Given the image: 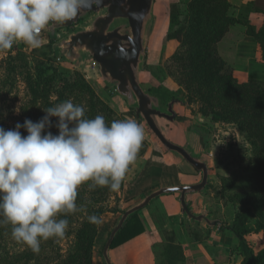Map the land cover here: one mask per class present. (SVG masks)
<instances>
[{
  "label": "trees",
  "instance_id": "1",
  "mask_svg": "<svg viewBox=\"0 0 264 264\" xmlns=\"http://www.w3.org/2000/svg\"><path fill=\"white\" fill-rule=\"evenodd\" d=\"M231 6L230 0H189L185 12L180 13L173 5L172 12L179 17V25L169 32L167 38L180 43L179 49L172 56V67L179 85L187 92L186 99L175 96L168 98L159 87L150 86L149 90L163 103L176 99L189 106L196 102L202 114L217 113L221 122L235 125L246 135L252 152L248 166L251 173L250 188L244 192L227 194L225 202L236 207L233 218L228 223L219 220L216 223L221 224V230L228 229L236 237V251L241 260L218 264H264V248L255 250L248 237L256 233L264 234V79L240 81L233 67L219 54L217 46L233 25L244 24L247 34L259 43L264 59V24L257 28L249 20L234 16ZM162 8L157 3L156 9L161 16ZM51 38L56 40L53 36ZM15 50L12 48L5 53L6 56L0 61V127L10 129L5 104L8 95L15 91L21 81L26 88V98L20 108L21 124L25 119L39 121L46 114L43 109L68 99L84 106L86 118L103 115L108 124L113 120H121L118 112L97 93L81 70L72 72L55 65L49 53H43L42 58L31 59L25 50ZM184 118L179 114L177 120L180 123ZM56 119L52 118L53 123ZM50 130L58 134L55 127ZM21 132L27 135L25 130L21 129ZM148 147L144 138L137 158L145 155ZM132 166L119 191L113 192L108 187L98 186L93 189L89 186L92 182L82 185L78 189L77 212L58 217L69 221L65 235L41 241L39 253L16 242L11 236L10 225H0V264H94L101 224L97 226L89 223L88 217L97 215L103 219L108 212H120L118 205L112 207L109 200L114 197L116 204L120 202L119 192L124 188ZM222 181L221 190L224 192L235 185L227 177H222ZM207 185L211 186L209 182ZM143 232L145 226L139 212H136L125 221L113 238L110 251ZM191 234H194L193 240L201 241L195 232ZM153 248L156 264H184L187 261L185 248L177 241L174 232H169L167 239L155 243Z\"/></svg>",
  "mask_w": 264,
  "mask_h": 264
},
{
  "label": "clouds",
  "instance_id": "2",
  "mask_svg": "<svg viewBox=\"0 0 264 264\" xmlns=\"http://www.w3.org/2000/svg\"><path fill=\"white\" fill-rule=\"evenodd\" d=\"M88 2L0 0V54L17 42L40 48L41 33L50 24L72 21ZM43 111L39 121L0 127V225H10L12 238L34 253L41 241L65 235L69 221L58 217L77 212L82 185L120 190L144 140L136 120L108 124L103 115L86 118L84 106L71 99ZM88 220L97 226L103 222L97 215Z\"/></svg>",
  "mask_w": 264,
  "mask_h": 264
},
{
  "label": "rangeland",
  "instance_id": "3",
  "mask_svg": "<svg viewBox=\"0 0 264 264\" xmlns=\"http://www.w3.org/2000/svg\"><path fill=\"white\" fill-rule=\"evenodd\" d=\"M157 1L163 6V11L162 16L158 14L156 29L147 46L146 57L142 65V79L147 87L162 88L168 98L175 96L178 99L185 100L187 92L179 85L173 73L174 67H172V56L179 49L180 43L177 40H169L167 36L169 32L176 29L179 25V17L172 12L173 5L178 8L180 13H184L189 0ZM93 16L94 14H91L70 29H63L61 34L67 36L73 30L87 26ZM182 18L183 14L180 16V19ZM41 38L43 45L40 48L32 49L22 42H17L14 44L13 50L21 48L30 55L31 59L42 58L43 53H49L53 59L51 61L55 65L69 69L72 72L76 69L81 70L97 93L118 112L121 120L129 118L135 120V109L130 107L127 100L119 95L113 87L108 86L102 78L99 65L95 60L85 58L81 63H72L66 59H59V52L54 50L56 48H53L52 45L51 49L53 51L49 49L50 42L54 43L57 39H52L48 32H45ZM219 54L225 59L220 52ZM5 56V53L0 54V61ZM226 61L229 63L228 60ZM229 65L232 66V63L230 62ZM261 73L262 71L260 70L259 76H261ZM24 87L25 84L21 81L15 91L8 95L5 111L6 116L9 118L8 127L10 129H14L16 123L19 122L20 108L26 98V88ZM175 109L185 118L180 121L178 129L164 121V124L169 129L171 139L188 149L191 148L193 155L200 156L210 165L209 184L211 186L207 185L204 192L193 200L195 213H207L211 219L219 220L221 223H228L232 220L236 207L231 203L225 202L227 194L244 192L250 188L251 173L248 170V166L252 160V152L247 137L235 125L221 122L219 114H202L199 111V104L196 102L189 106L177 105ZM139 124L144 129L146 141L150 139L154 149L155 147L159 149L161 147L160 143L150 132L147 124L144 121ZM147 143L149 145L148 141ZM134 177L135 175L130 176L128 181H131ZM222 177H227V179L234 181V187L226 192L222 191ZM120 197H122V194ZM114 200V197L109 200L110 205L112 207L118 205L120 212H108L102 219L100 235L95 247L96 264L104 263L102 251L107 241L106 239H108L110 231L118 223L123 211L128 207L123 205L120 200L118 204ZM139 200L141 199L134 200L132 205ZM192 223V232H195L201 239V241L193 240V264H218L223 262L221 255H225V262L227 260L234 262L241 260V256L236 251L237 240L232 232L228 229L221 230V224L211 226L206 222L197 223L194 220ZM205 230L207 232H204ZM218 236L220 237L219 239ZM248 237L255 250L264 248L263 233L252 234ZM225 250L228 251V255L227 253L225 254ZM184 264L189 263L186 261Z\"/></svg>",
  "mask_w": 264,
  "mask_h": 264
},
{
  "label": "water",
  "instance_id": "4",
  "mask_svg": "<svg viewBox=\"0 0 264 264\" xmlns=\"http://www.w3.org/2000/svg\"><path fill=\"white\" fill-rule=\"evenodd\" d=\"M154 3L155 0H89L72 21L50 24L45 29L57 39L53 43V48L59 52V59H66L72 63H81L85 58L95 60L108 86L113 87L127 100L128 105L135 109V120L147 124L148 129L169 155H180L202 172L199 183L160 187L126 209L103 249L107 264H113L110 247L125 221L160 196L178 193L182 214L189 220L206 221L210 225L217 223L206 213L195 214L186 200L189 193H202L205 190L210 176L208 162L172 141L169 137V129L164 124L166 121L178 126L174 104H182V101L174 99L169 102L167 108H163L160 98L143 86L142 65L147 53L148 38L156 24ZM91 14L94 16L87 26L73 30L67 36L60 33L63 29L78 25L82 19ZM119 21L121 23L113 26Z\"/></svg>",
  "mask_w": 264,
  "mask_h": 264
},
{
  "label": "crops",
  "instance_id": "5",
  "mask_svg": "<svg viewBox=\"0 0 264 264\" xmlns=\"http://www.w3.org/2000/svg\"><path fill=\"white\" fill-rule=\"evenodd\" d=\"M158 2L155 0L154 3L153 9L156 15V24L152 34L148 38V44L157 25L159 13L156 8ZM230 2L232 4L231 12L234 16L249 20L257 28H260L264 24V0H230ZM246 29L247 27L244 24L238 23L233 25L223 40L217 45L219 52L229 63H232L234 74L240 81H248L250 78L264 79V59L262 58L261 47L251 35L247 34ZM45 32L48 31L45 30L43 34ZM260 70L262 71L261 76L258 74ZM142 82L143 86H145L143 79ZM145 87L150 91V86ZM177 105L182 104H174V110L179 115L175 109ZM170 126L178 129L179 121L178 126L173 124ZM147 141L149 142V147L146 154L136 159L126 179L125 186L120 192V196L122 194L120 201L123 205L128 206L127 209L133 204L134 200L142 199L160 187L194 184L199 183L202 179V172L195 169L180 155H169L162 145L164 149L162 147L159 149L155 147L154 149L152 141L150 139ZM188 150L193 154L191 148ZM196 157L200 158V156ZM133 175L135 177L131 181H128V178ZM202 193H189L187 195L186 200L194 213L193 200ZM139 215L145 226V232L111 250L110 258L113 264H156L153 246L157 242H164L169 232L176 234L177 241L185 248L187 263L193 264V236L191 234L193 231V220H189L182 214L178 193L166 194L154 199L149 205L139 211ZM204 222L206 221L197 223ZM204 232H207V230ZM227 252L225 250V254ZM224 256L221 255L223 262L225 261ZM103 262V264H106L105 259ZM94 264H96L95 253Z\"/></svg>",
  "mask_w": 264,
  "mask_h": 264
},
{
  "label": "flooded vegetation",
  "instance_id": "6",
  "mask_svg": "<svg viewBox=\"0 0 264 264\" xmlns=\"http://www.w3.org/2000/svg\"><path fill=\"white\" fill-rule=\"evenodd\" d=\"M89 16H90V15H89ZM82 20H83V19H82ZM82 20H81V21H82ZM119 23H121V21L115 23V25H113V26H116V25H118ZM168 104H169V102L163 103V107H164V108H167ZM177 116H178V115H177Z\"/></svg>",
  "mask_w": 264,
  "mask_h": 264
}]
</instances>
